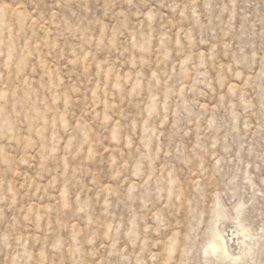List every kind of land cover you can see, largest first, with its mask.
Listing matches in <instances>:
<instances>
[{"label":"rangeland","instance_id":"1","mask_svg":"<svg viewBox=\"0 0 264 264\" xmlns=\"http://www.w3.org/2000/svg\"><path fill=\"white\" fill-rule=\"evenodd\" d=\"M0 264H264V0H0Z\"/></svg>","mask_w":264,"mask_h":264},{"label":"bare ground","instance_id":"2","mask_svg":"<svg viewBox=\"0 0 264 264\" xmlns=\"http://www.w3.org/2000/svg\"><path fill=\"white\" fill-rule=\"evenodd\" d=\"M220 238H221V240L223 241V243L226 242L225 239H224L222 236H220ZM225 251L227 252V250H226V246H225Z\"/></svg>","mask_w":264,"mask_h":264}]
</instances>
